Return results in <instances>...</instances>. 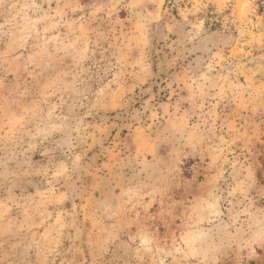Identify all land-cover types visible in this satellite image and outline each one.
<instances>
[{"label":"rangeland","instance_id":"rangeland-1","mask_svg":"<svg viewBox=\"0 0 264 264\" xmlns=\"http://www.w3.org/2000/svg\"><path fill=\"white\" fill-rule=\"evenodd\" d=\"M0 264H264V0H0Z\"/></svg>","mask_w":264,"mask_h":264}]
</instances>
